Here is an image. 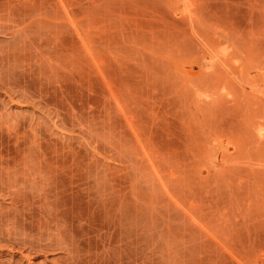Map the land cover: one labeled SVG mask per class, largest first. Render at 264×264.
I'll list each match as a JSON object with an SVG mask.
<instances>
[{"label": "rangeland", "instance_id": "obj_1", "mask_svg": "<svg viewBox=\"0 0 264 264\" xmlns=\"http://www.w3.org/2000/svg\"><path fill=\"white\" fill-rule=\"evenodd\" d=\"M0 213L2 264H264V0H0Z\"/></svg>", "mask_w": 264, "mask_h": 264}, {"label": "bare ground", "instance_id": "obj_2", "mask_svg": "<svg viewBox=\"0 0 264 264\" xmlns=\"http://www.w3.org/2000/svg\"><path fill=\"white\" fill-rule=\"evenodd\" d=\"M183 11V10H182ZM201 41V40H200ZM212 50V49H211ZM201 52V51H200ZM212 52V51H211ZM203 56H205L206 57V55H204L203 54ZM203 56H201V57H203ZM205 57H204V59H205ZM204 59H202V60H204ZM206 59H209V58H206ZM201 63H203V61H201ZM245 79V78H244ZM249 81V80H248ZM2 83H5V81H2L1 82V85H2ZM257 84V83H256ZM5 85V84H4ZM250 85V84H249ZM252 87V86H251ZM262 87V86H261ZM261 89V88H260ZM254 92V91H253ZM256 94V93H255ZM261 122V121H260ZM258 125V124H257ZM259 127V126H258ZM262 129V128H261ZM258 134V133H257ZM260 134V133H259ZM215 155V154H214ZM1 217H2V215H1V213H0V219H1ZM3 224V223H2ZM2 224H1V222H0V228L2 229V228H4V227H2ZM6 224V223H5ZM10 226V225H9ZM9 226H7L6 225V227H7V232H6V234L7 235H11V230L9 229ZM11 227V226H10ZM12 229V228H11ZM7 238V240L10 242V243H8V244H1L0 243V245H2V246H4V247H7V248H10V249H19V250H21L22 251V253H24L25 251V246L23 245L24 243H26L25 242V240H23V241H21V239H20V241L18 240H11V238H9L8 236L6 237ZM5 238V239H6ZM1 246V247H2ZM46 247V245H44V244H38V245H34V246H32L28 251L30 252V250L33 248V250H43L44 248ZM29 252L28 253H24V255H27V254H29ZM0 264H2V262L0 263Z\"/></svg>", "mask_w": 264, "mask_h": 264}]
</instances>
